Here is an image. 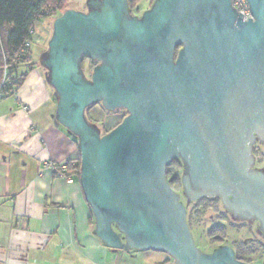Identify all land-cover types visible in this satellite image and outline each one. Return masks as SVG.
<instances>
[{"label": "water", "instance_id": "obj_1", "mask_svg": "<svg viewBox=\"0 0 264 264\" xmlns=\"http://www.w3.org/2000/svg\"><path fill=\"white\" fill-rule=\"evenodd\" d=\"M89 2L88 13L54 20L43 65L57 121L78 141L96 236L112 251L165 253L171 264H245L227 246L211 255L195 247L165 168L181 155L189 201L219 193L264 231V175L247 172L252 134L264 139V0H246L247 22L231 0H157L141 20L127 0ZM82 57L100 62L90 81ZM98 103L128 114L101 137L84 115Z\"/></svg>", "mask_w": 264, "mask_h": 264}, {"label": "crops", "instance_id": "obj_2", "mask_svg": "<svg viewBox=\"0 0 264 264\" xmlns=\"http://www.w3.org/2000/svg\"><path fill=\"white\" fill-rule=\"evenodd\" d=\"M37 27L34 44L46 46L47 26ZM41 68L17 66L21 87L0 98V264H171L165 253L112 251L96 236L79 178L67 171L78 141L57 121ZM46 160L64 165L71 182L43 168Z\"/></svg>", "mask_w": 264, "mask_h": 264}, {"label": "trees", "instance_id": "obj_3", "mask_svg": "<svg viewBox=\"0 0 264 264\" xmlns=\"http://www.w3.org/2000/svg\"><path fill=\"white\" fill-rule=\"evenodd\" d=\"M136 1H132V6L136 5ZM67 3L68 0H0V79L4 64L12 66L14 74L16 75L15 71L17 66L20 64H29L31 62L30 48L25 49L20 58H18V54L21 52L23 44L30 39V30L33 28L34 23L51 17L53 19L60 17L62 9ZM180 48L181 46L176 49L175 56ZM83 58L88 59L86 57ZM82 62L81 59L79 64L80 68ZM96 66L97 63L90 60L88 64L89 71L92 72ZM24 76L25 73L21 74L20 77L16 75L18 80L13 85V89L11 87L6 89V96H12L13 93H11V91H16L21 87ZM96 105L97 104L88 107L84 115L86 116L89 110ZM86 121L89 125L91 124L88 119ZM91 127L94 128L93 126ZM95 130L97 131V129ZM110 131L111 130L105 131L104 135L108 134ZM66 165L67 171L73 172V174L79 178L80 155L78 148L76 158L68 161ZM181 175L182 173L177 162H171L166 166V181L170 188L176 193L181 189ZM208 207L209 205L206 204L201 211L196 208L190 211L186 221L188 228L196 218L201 217L202 219H206L204 214ZM194 209L195 211H193ZM220 220L229 222L226 218H220ZM231 224L233 225L234 223ZM207 235L211 244L217 243L219 246L227 245V243H225L226 230L223 224H212ZM258 245L259 243L252 236H247L240 241L231 243L232 248L235 250L233 252L236 260L245 264H264V245ZM163 264H168V262Z\"/></svg>", "mask_w": 264, "mask_h": 264}, {"label": "rangeland", "instance_id": "obj_4", "mask_svg": "<svg viewBox=\"0 0 264 264\" xmlns=\"http://www.w3.org/2000/svg\"><path fill=\"white\" fill-rule=\"evenodd\" d=\"M90 0H68V3L63 7L62 12H65L66 10H72L75 12H79L82 14H86L91 9L88 2ZM95 1V0H92ZM157 0H140L138 1L139 9L142 11L144 9H147L149 4L151 2L155 3ZM55 19L47 18L44 20H41L37 23V32H41V29L43 25H47L50 23V30H52V25ZM48 49V45L41 46L33 44L30 46V52H31V61L34 63L36 67L40 66V57L43 52H46ZM46 55L43 56L45 58ZM88 63L86 61L82 62L80 71L84 77L85 80L90 79L91 72L88 69ZM46 75V80L49 82V73L45 70V68H41ZM12 98H8L7 100H11ZM3 100V99H2ZM127 116L126 111L124 110H116L113 112H107L102 108L100 104H97L92 109L89 110V112L86 114L85 119L89 120L91 123L90 125L94 127V129H97L100 137L104 135L105 131H109L114 129L117 125H119L122 120ZM261 153L264 155V143L263 145H260ZM183 172V171H182ZM179 202L183 203V205L187 206V211H191L193 209V204L189 201H186L185 198H181V201ZM222 212H224L225 217L223 214L215 210H208L205 212L204 216L206 219H202L201 217H198L194 220L193 223H191V226H189V231L193 240V243L195 247L201 251L204 254L211 255L213 254L219 247L217 243L211 244V241L208 237V230L212 226V224H223L225 226L226 230V240L225 243H227V247L231 246V243L240 241L247 236L254 237L255 240L259 243V245H264V233H261L259 229H257V225L255 222H252L247 219V216L245 218H233L229 217L230 213H228L227 210L221 209ZM195 211V209L193 210ZM192 211V212H193ZM215 211V212H214ZM196 213V212H195ZM209 218V219H208ZM223 218L228 219L227 221L220 220ZM231 223H234L233 225ZM249 245V244H248ZM258 245V246H259Z\"/></svg>", "mask_w": 264, "mask_h": 264}, {"label": "flooded vegetation", "instance_id": "obj_5", "mask_svg": "<svg viewBox=\"0 0 264 264\" xmlns=\"http://www.w3.org/2000/svg\"><path fill=\"white\" fill-rule=\"evenodd\" d=\"M132 1H134V0H127L129 14H130L131 17L137 18L139 20L142 19L143 14L145 12L149 11L152 8L153 4H154L153 2H151V4H149L147 9H144V10L141 11L139 9V4H138V1H140V0H137V1L135 0L136 1V5L135 6H132L133 5ZM89 6L91 8V3L90 2H89ZM47 45H48V43H47ZM44 55H47V51L43 52L41 54V57H40L41 58L40 66L42 68H45L44 65H43V60L45 59V58H43ZM81 59H82L83 62L86 61L88 64L90 62L89 59H84L83 57ZM93 62L97 63V66L100 65V62H96V61H93ZM45 70H46V68H45ZM91 74H92V72H91ZM90 78H91V75H90ZM88 81H90V79ZM98 104H100V103H98ZM252 138H253L252 142H250L248 144V147H249L248 156L250 157L251 162H250V165H249V167L247 169V172L248 173H252V174L260 173V174L264 175V155L260 154L261 153L260 145H263L264 139H261L260 135H258L256 133L252 134ZM174 161L177 162L178 166L180 167V171L182 173L181 178H182V176L184 175V173H186V171L188 169V165H187L186 161L182 158V156L179 155V154H178V157L175 160H173L172 162H174ZM227 192H228L227 194H229V192L230 193L233 192V189L230 187V188H228ZM178 195H179V200L180 201H181V198H185L186 201H189L184 195L182 183H181V189L178 192ZM227 200H228V202H231L232 196L228 195L227 196ZM189 202H191L193 204V208H196L197 210H200V211L203 210L204 205L206 206V204H208L209 207H208V209L206 211L211 210V209L212 210H216L217 214H218V212H220L221 214L224 215V217H225V214H224V212H222L221 209H225L231 215V216L228 215V218L229 217H233V218L237 219V218H241V217L245 218V216H247V219L252 221V222H255L256 225H257L256 226L257 229H259L261 231V233H264V231L261 228L260 222L258 220H256L253 215H251V213L248 211L247 208L242 206V207H238L236 210H234L233 207L224 204V202H223V200H222V198H221L219 193L216 196H214V197L197 198V199L191 200ZM181 204L183 205V203H181ZM183 207L185 209V218H186V221H187V218H188V215L190 214V211L189 212L187 211V208H186L187 206L183 205ZM229 248L232 251H235L232 248V246H230Z\"/></svg>", "mask_w": 264, "mask_h": 264}, {"label": "built area", "instance_id": "obj_6", "mask_svg": "<svg viewBox=\"0 0 264 264\" xmlns=\"http://www.w3.org/2000/svg\"><path fill=\"white\" fill-rule=\"evenodd\" d=\"M231 7L236 11L237 14L242 15V21L247 22L248 19H251V21L253 20V17L250 13L249 6H248L246 0H231ZM46 17H48V16H46ZM37 23L38 22L34 23L33 28L30 30V39L23 44L22 50L18 54V58L21 57V54L25 49H29L30 46L35 43V36H36L35 27H36ZM46 26H47L46 28H47V32H48L46 42L48 43L50 40V37H51L50 23H48ZM17 80H18V78L14 74L12 66L4 64V66L1 70L0 98H2L3 95H5V91L7 88L11 87L13 89V85L16 83ZM11 93L14 94L15 91H11ZM42 167L52 170L53 172L60 175L61 177L66 178V180L68 182H71L72 176L64 174L65 168H66L64 165L57 166L54 163H52L51 161L46 160L42 163Z\"/></svg>", "mask_w": 264, "mask_h": 264}]
</instances>
